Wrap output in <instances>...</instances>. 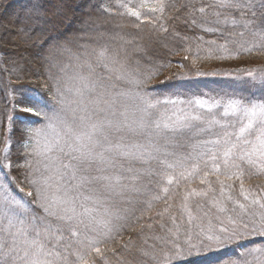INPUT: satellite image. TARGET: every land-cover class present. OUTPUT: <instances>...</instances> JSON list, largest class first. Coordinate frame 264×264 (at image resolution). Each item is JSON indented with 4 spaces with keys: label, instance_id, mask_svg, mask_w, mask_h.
Wrapping results in <instances>:
<instances>
[{
    "label": "trees",
    "instance_id": "1",
    "mask_svg": "<svg viewBox=\"0 0 264 264\" xmlns=\"http://www.w3.org/2000/svg\"><path fill=\"white\" fill-rule=\"evenodd\" d=\"M36 2L0 0V162L13 164L10 176L5 175L8 169L0 171V185L10 184L17 198L24 196L19 187H25V192L29 189L16 181L22 180L31 163L33 169L40 170L36 175H53L50 194L63 195L62 189L56 191L59 182L54 170L49 172L44 165L63 156L60 148L67 151L66 141H70L71 136L66 133L69 127L79 130V117L84 114L80 109L87 105L95 120L97 105L107 108V101L117 114L125 112L132 120L141 115L138 111L143 107L140 97L147 96L153 103L160 101L155 109H150L153 119L167 121L171 116L175 120L181 115L199 113L206 119L214 116L224 127L213 125L210 132L200 136L186 132L173 137L166 148L174 155L167 160L169 163L182 160L183 165L167 169L153 164L159 175L139 201L120 205L119 214L124 218L117 225L119 234L114 233V239H105L99 245L104 261L95 255L90 259L96 264H164L167 255L170 257L167 264H232L253 242L257 246L264 244L259 236H252L238 237L220 246L211 243L208 248L201 247V241L210 243L206 239L208 235L230 225L228 217L236 215L231 209L235 207L237 213L240 211L234 203L236 200L248 204L253 197L264 196V174L260 173L258 165L237 161L244 169V190L249 194V201H244L240 181L228 178L236 169L224 164L223 142L198 144V141L222 137L225 132L238 131L241 114L224 115L220 106L209 112L207 108L188 103L225 92L246 104L264 102V87L259 79L256 82L250 78L246 80L250 85H245L226 82L220 76L204 79L196 70L197 65L205 69L228 60L264 63V40L252 35L259 29V23L246 30L240 23L238 11L209 7L213 0H164L166 7L162 15L140 9L143 0H41L51 21L42 27L33 23L32 8ZM125 3L142 12L141 21L123 14L126 10L118 5ZM200 8L205 11L201 13ZM214 10L222 13L219 24L215 23ZM229 12L237 24L223 22ZM154 16L160 19L149 23ZM159 25L167 27L168 31H161ZM208 27L216 31H205ZM246 48L252 51H245ZM102 49L108 53L105 61L108 68L97 61ZM113 59L117 63L113 64ZM262 71L264 68L256 77L259 78ZM93 81L97 84L95 91L85 90L83 96L77 93V88ZM34 98L47 102L41 109L48 119L36 115L35 110L23 111L32 106ZM177 98L187 103L184 104L186 109L175 110L180 105ZM99 115L102 117L105 113ZM49 123L52 128L47 127ZM38 129L43 130L39 135L36 134ZM127 139L147 143L143 135L128 134ZM160 143L163 144V140ZM192 165L198 167L194 170ZM90 173L96 174L94 168ZM169 178L172 183H168ZM228 196L232 197L231 201ZM26 207L31 209L30 216L45 217L44 210L36 203ZM222 208L227 210L221 211ZM252 211L260 209L256 206L249 209ZM45 219L56 223L51 217ZM81 231L82 236L96 235L83 228ZM174 242L180 245L182 254L173 258L177 251L173 248ZM191 245L196 248L190 250ZM251 264L256 262L251 261Z\"/></svg>",
    "mask_w": 264,
    "mask_h": 264
},
{
    "label": "snow or ice",
    "instance_id": "2",
    "mask_svg": "<svg viewBox=\"0 0 264 264\" xmlns=\"http://www.w3.org/2000/svg\"><path fill=\"white\" fill-rule=\"evenodd\" d=\"M118 7L126 10L123 14L141 21L142 12L137 8L130 7L126 3ZM139 7L147 9V13L162 15L166 5L164 0H153L152 3L143 0ZM209 7L238 11L241 16L240 23L246 30H251L259 23V29L253 31L252 35H259L261 40H264V0H258V2L257 0H213ZM199 11L203 13L205 9L200 8ZM32 14L33 23L37 25L43 27L51 22L41 0H37L33 5ZM213 15L217 17L215 23H221L219 17L222 13L214 10ZM159 19L160 17L154 16V20H150L149 23ZM223 22L237 24L231 12L224 16ZM192 23L196 24V21L193 20ZM136 27H139V24ZM159 27L161 31H168L163 25ZM205 31L214 32L216 29L208 27ZM240 35L243 36V32ZM244 50L252 51L251 48ZM107 59L108 53L102 49L97 54V61L108 68L109 65L105 62ZM112 63L115 64L117 61L113 59ZM247 76L252 80L257 79L251 70L247 72ZM258 79L260 85L264 87V71L260 73ZM96 87L97 84L94 81L85 82L83 88H77L76 91L83 96L85 90L95 91ZM140 99L143 107L138 111L141 115L132 120H129L125 112L117 114L113 105L107 101H105L107 108H100L97 105L95 120L92 119L87 105L80 109L84 114L79 117L81 124L79 130L69 127L66 133L71 136L70 141H66L67 151L63 147L60 148L59 151L63 153V156L49 160V163L44 165L47 171L54 170L59 182L56 191L59 192L62 189L63 195L50 194V189L53 187L51 183L53 175L44 173L36 175L40 170L33 169L31 163H28L22 180L16 181L17 184H23L29 189L25 192V187H19V192L24 196L17 198L10 184L0 185V264H96L95 260L90 259L93 255L104 261L103 251L99 245L105 239H114V233L119 234L120 227L117 225L124 218L119 214L120 205L124 203L132 205L139 201L148 185L159 175L153 164L167 169L183 165L182 160H177L175 163H169L167 160L168 156L174 155L166 148L167 144L172 143L173 137L186 132L191 136H200L210 132L213 125L224 127L214 116L206 119L199 113L181 115L175 120L171 116L167 118V121L153 119L150 109H155L160 101L153 103L147 96ZM46 103L43 98H34L32 106L23 111L32 113L35 110L36 115L48 119L47 113L41 109V105ZM165 103L175 104L176 102L165 101ZM190 103L193 107H205L198 100ZM229 110L234 114H241L238 131L225 132L222 137L198 141V144L216 145L223 142L224 164L236 169L228 178L235 177L240 181V195L244 201H249V194L244 190L242 178L245 173L241 163L258 165L260 173L264 174V102L249 101L247 104H242L237 100L230 103L224 115H228ZM99 113H105V115L101 117ZM47 127L52 128V124L49 123ZM42 131L38 129L36 134L39 135ZM128 134L143 135L147 143L128 142ZM233 137H235L234 140ZM161 140L163 144L160 143ZM196 146L193 145V147ZM212 159H216L215 154ZM192 167L195 170L198 165H192ZM12 168L11 162H0V171L9 170L5 174L6 177L10 176ZM93 168L95 175L90 173ZM216 171H219L218 166ZM168 183H172L171 178ZM201 183L205 181L202 179ZM203 194L207 195V193ZM24 197L32 199L25 200ZM227 199L231 201L232 197L228 196ZM32 203H36L44 210L45 217L53 218L56 223L46 220L45 217L30 216L31 209L26 205ZM234 203L240 211L237 213L235 207L231 209L236 213L234 217H228V223L232 227H220L218 233L213 232L206 237L209 244L201 241V247L208 248L211 243L217 246L224 245L238 237L259 236L264 240V196L253 197L248 204L239 200ZM256 206L260 211L249 212L250 208ZM226 210L221 209V211ZM37 219L40 223H37ZM82 228L96 235L82 236ZM30 233L34 235L30 236ZM173 248L177 249L173 258L179 257L182 254L180 245L174 242ZM195 248L196 245L190 246V250ZM143 255L148 254L143 253ZM249 258L256 264H264V244L257 246L253 242L246 253H242L232 264H251ZM169 259L170 257L166 255L164 264H167Z\"/></svg>",
    "mask_w": 264,
    "mask_h": 264
},
{
    "label": "rangeland",
    "instance_id": "3",
    "mask_svg": "<svg viewBox=\"0 0 264 264\" xmlns=\"http://www.w3.org/2000/svg\"><path fill=\"white\" fill-rule=\"evenodd\" d=\"M196 68H197L196 69L197 74H200L199 76H202V78L204 79L210 78L213 76H220L221 78L224 77L225 80H227L226 82H236V83L238 82V83H244L245 85L246 84L250 85V82L246 81V80H251L250 77L247 76V72L251 70L254 74H258V72L264 68V63H258V62L251 61L248 59L228 60V61L211 64L207 66L205 69H203V67H200L198 65L196 66ZM233 80H237V81H233ZM255 81L256 82L258 81V77ZM225 93L217 94V95H208L202 98H196L194 101L198 100L202 102L205 105L204 108H207V109H209L210 107L214 108L216 107V105H219L223 109L224 112H225V109L229 108L230 103L233 101L239 100L242 104H246L243 102L242 99L237 98V97H232L228 93L227 94ZM177 99L180 105L177 106L175 110L181 111V110L186 109V106L184 104H187V103L184 102L183 99H179V98ZM188 103L191 104L190 102ZM191 106L193 105L191 104ZM190 109L192 108L190 107ZM229 112H231V110H229ZM172 113H175V111L172 110ZM228 227L231 228L232 225H229Z\"/></svg>",
    "mask_w": 264,
    "mask_h": 264
}]
</instances>
